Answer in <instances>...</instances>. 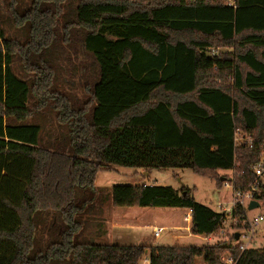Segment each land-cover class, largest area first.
<instances>
[{"label":"trees","instance_id":"1","mask_svg":"<svg viewBox=\"0 0 264 264\" xmlns=\"http://www.w3.org/2000/svg\"><path fill=\"white\" fill-rule=\"evenodd\" d=\"M31 3L0 0V264H224L229 254L264 264V247L241 253L237 233L195 247L100 245L79 234L91 208L85 196L112 166L191 170L218 186L219 171H236L234 192L255 183L264 0ZM4 10L26 30L25 44L6 35ZM33 97L66 128L54 140L28 121L45 112L30 107ZM256 198L264 205V187ZM111 204L192 211L191 234L205 238L227 221L186 187L114 186ZM241 215L237 208L233 219ZM39 222L54 234L47 246Z\"/></svg>","mask_w":264,"mask_h":264},{"label":"rangeland","instance_id":"2","mask_svg":"<svg viewBox=\"0 0 264 264\" xmlns=\"http://www.w3.org/2000/svg\"><path fill=\"white\" fill-rule=\"evenodd\" d=\"M23 3L27 8L32 4L31 0H23ZM3 28L6 31V35L13 41L19 44H25L28 40V34L24 27L15 26V20L11 16V11L6 12L4 10ZM20 64L16 63V68H20ZM65 69V68H64ZM63 76L68 83H77L78 79L72 80L70 76H67V72H63ZM31 77V76H29ZM69 85V84H68ZM67 85V88H69ZM42 97V96H41ZM40 97V99H41ZM43 99H41L42 101ZM38 97H33L30 102V107L34 108L38 106ZM39 105L40 109L43 107ZM45 111V109L42 108ZM38 111V110H37ZM34 116L29 122L41 123L45 127L44 138L45 140H54L57 136V129L66 130L64 124L60 122L57 111L46 110L42 115ZM46 119L49 120L51 125H47ZM238 167V166H237ZM145 172L137 168H127L112 166L109 170L101 171L97 175L95 182L96 194L89 192L85 199L89 201L86 208L89 210L86 216L83 215L84 231H80L81 238L95 244L102 245H142V241H146L145 244H151L152 246H205L207 244L218 243L227 239H230L235 233L238 235L243 232V225L241 223H233L231 219H227L223 229L219 231L215 236H211L202 240L189 236L191 234L192 223L186 222L185 218L176 219L175 214L172 211H178V209L170 210L164 208H119L114 207L111 204V190L114 186L119 185H135L136 179L141 178ZM218 176L222 179V186H218L216 180L194 173L191 170L184 169H169V170H154L152 173L145 177V181L151 182L154 185L161 187H171L174 189H181L183 187L192 190L194 199L209 207L216 213H223L226 210L231 209L234 200V180L236 171H219ZM228 178V179H227ZM229 181V182H227ZM231 182V183H230ZM96 201V205L92 203ZM94 204V206H92ZM180 210V209H179ZM183 210H180L182 212ZM53 214V212H51ZM185 215V212L180 213ZM258 214H264V205L260 204V207L250 211V216ZM42 216H48L43 214ZM192 219V218H191ZM149 222L150 224H157L158 227H171L175 222L181 224L185 229L178 233L177 231H169L165 229L161 232V236L158 239L152 237V230L144 228V224L138 225L137 223ZM90 223V224H89ZM128 223L134 225V229L130 228V225H124L129 228L127 231L118 230L117 225H123ZM43 222L38 224V237L45 238L47 241H43V244L47 246L49 240L54 238L52 231L50 232L43 226ZM82 232V233H81ZM173 234L175 237H173ZM194 236V235H193ZM246 244L244 240L241 241ZM264 247V224L260 227L255 238V244L253 248ZM143 264H148L143 262ZM196 264H204L203 259L199 258Z\"/></svg>","mask_w":264,"mask_h":264},{"label":"built area","instance_id":"3","mask_svg":"<svg viewBox=\"0 0 264 264\" xmlns=\"http://www.w3.org/2000/svg\"><path fill=\"white\" fill-rule=\"evenodd\" d=\"M238 140L241 141L242 138H239ZM251 170L256 177L255 183L251 185L246 191L234 192V200L231 209L223 212L227 219H231V222L235 224L241 223L243 225V232L239 234V240L237 241V246L239 247L241 253L249 249H253L257 232L264 224V214L250 216L249 211V205L251 202L256 201L257 203L261 204L256 197L260 195L262 187H264V145L262 147L260 161L254 164L251 167ZM237 208L242 210V215L233 219L234 211ZM191 216L192 211H189L188 215L185 217V221L190 222V224L192 221ZM161 232L162 229L160 228L154 229V238H160ZM242 240H244L246 244H243L241 242ZM221 260L224 264H238V260H235L230 254L223 256ZM145 263H148V260H145Z\"/></svg>","mask_w":264,"mask_h":264},{"label":"crops","instance_id":"4","mask_svg":"<svg viewBox=\"0 0 264 264\" xmlns=\"http://www.w3.org/2000/svg\"><path fill=\"white\" fill-rule=\"evenodd\" d=\"M144 175L143 176H141V178H137L136 179V184L135 185H144V186H151V185H153V183L151 184V182H149V181H145L146 180V178L145 177H148L150 174H147V173H143ZM171 210V209H170ZM172 210H175V209H172ZM181 210V209H180ZM180 210L178 209V211H172L173 213L172 214H175V221H176V219H181L182 217L183 218H185L187 215H188V210H183L182 212H180ZM183 212H185V215H183L182 216V214H180V213H183ZM176 223H177V221H176ZM175 222L172 224V226L171 227H161L160 228V226L158 227V225L157 224H150L149 222H145V223H137L138 225H141V224H144V226H142V227H144V228H147V229H151L152 230V232H153V230L154 229H156V228H160V229H162V231H164L165 229H168L170 232L171 231H177L178 233H181L185 228L184 227H182L181 226V224H176ZM124 225H130V224H128V223H125V224H123V225H117V229L118 230H123V231H127V230H129V228L128 227H126V226H124ZM130 228L132 229H134L135 227H134V225H130ZM189 236H192V237H196V236H193L192 234H190ZM152 237H153V233H152ZM173 237H175V235L173 234ZM154 238V237H153ZM196 238H201L202 240H205L206 238L205 237H203V236H198V237H196ZM142 243V245H146V246H152L151 244H145L146 243V241H142L141 242ZM257 249V248H256Z\"/></svg>","mask_w":264,"mask_h":264},{"label":"water","instance_id":"5","mask_svg":"<svg viewBox=\"0 0 264 264\" xmlns=\"http://www.w3.org/2000/svg\"><path fill=\"white\" fill-rule=\"evenodd\" d=\"M259 207H260V204L257 203L256 201H253L249 205V211L255 210V209L259 208ZM238 240H239V235H236V241H238Z\"/></svg>","mask_w":264,"mask_h":264}]
</instances>
